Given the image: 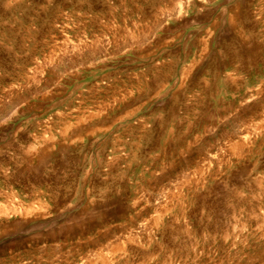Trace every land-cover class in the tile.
<instances>
[{
	"label": "rangeland",
	"instance_id": "obj_1",
	"mask_svg": "<svg viewBox=\"0 0 264 264\" xmlns=\"http://www.w3.org/2000/svg\"><path fill=\"white\" fill-rule=\"evenodd\" d=\"M0 264H264V0H0Z\"/></svg>",
	"mask_w": 264,
	"mask_h": 264
},
{
	"label": "bare ground",
	"instance_id": "obj_2",
	"mask_svg": "<svg viewBox=\"0 0 264 264\" xmlns=\"http://www.w3.org/2000/svg\"><path fill=\"white\" fill-rule=\"evenodd\" d=\"M239 146V145H238Z\"/></svg>",
	"mask_w": 264,
	"mask_h": 264
}]
</instances>
